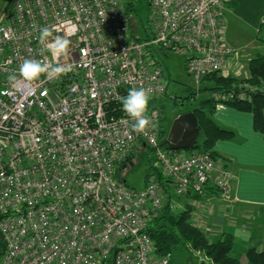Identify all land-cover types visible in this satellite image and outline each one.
<instances>
[{"label":"built area","instance_id":"2783aa9c","mask_svg":"<svg viewBox=\"0 0 264 264\" xmlns=\"http://www.w3.org/2000/svg\"><path fill=\"white\" fill-rule=\"evenodd\" d=\"M228 1L151 0L152 37L134 41L122 0H0V264H170L147 231L151 213L209 187L231 200L233 173L217 159L162 144L153 102L167 86L147 59L154 47L178 54L196 83L214 73L247 78L220 22ZM43 27L70 40L67 70L28 84L19 76L26 59L57 63L38 40ZM140 87L151 96V125L135 133L120 97ZM256 92L264 83L213 98L250 101ZM140 146L153 163L138 190L116 172Z\"/></svg>","mask_w":264,"mask_h":264},{"label":"crops","instance_id":"0c3cea01","mask_svg":"<svg viewBox=\"0 0 264 264\" xmlns=\"http://www.w3.org/2000/svg\"><path fill=\"white\" fill-rule=\"evenodd\" d=\"M264 0H230L221 11L220 22L226 42L240 49L246 63L256 55H264ZM246 36H249L248 38ZM213 119L235 133V140H217L213 150L217 160L233 173L232 199L222 201L208 189L206 197L188 196L184 207L193 209L191 221L206 237L231 234L235 242L244 237L245 250L264 248V138L253 129L252 115L218 104ZM222 157L228 158L227 161ZM220 165V166H221ZM168 196L172 186L164 185ZM238 236V238H237ZM242 254V253H241ZM243 255V254H242ZM241 259V257H239Z\"/></svg>","mask_w":264,"mask_h":264},{"label":"trees","instance_id":"16d2710c","mask_svg":"<svg viewBox=\"0 0 264 264\" xmlns=\"http://www.w3.org/2000/svg\"><path fill=\"white\" fill-rule=\"evenodd\" d=\"M122 1L129 21L131 39L134 41L150 39L152 36L149 25L142 31L137 26L136 21L130 17L137 0ZM150 2L151 0H147L149 13ZM263 27L264 25L261 24L259 29L261 30ZM247 69L249 74L245 79L231 76L224 77L217 73L206 75L200 80L199 88L190 93L189 98H191V101L185 113L192 112L194 114L199 129L198 139L193 151L205 152L210 154L213 159H217V154L213 150L214 143L217 140H235V133L232 130L224 128L213 119L214 110L221 102L214 99L213 95L222 91L227 92L234 85L242 82L256 85L264 83V55L260 54L252 57L247 63ZM222 102L223 105L235 110L250 113L252 115L253 129L264 138V94L256 92L250 101ZM159 136L162 144L166 146L165 131L162 126ZM133 155L122 166H119L116 172V177L120 182H124L120 172L133 164ZM221 158L225 161L228 160L226 157L221 156ZM151 168L152 164L147 174ZM208 189L216 193V190L211 187ZM192 211L191 206L187 205L176 211L172 208L169 200L161 209L151 213L147 231L154 243L156 254L167 256L170 264H190L193 261V253L196 251L203 252L211 260L212 264H241L237 258L231 255L233 236L231 234H223L217 241L210 242L208 237L192 223ZM4 252L5 243L0 237V261ZM245 257L247 264H264V248L257 250L255 247H251L245 253Z\"/></svg>","mask_w":264,"mask_h":264},{"label":"rangeland","instance_id":"374dc122","mask_svg":"<svg viewBox=\"0 0 264 264\" xmlns=\"http://www.w3.org/2000/svg\"><path fill=\"white\" fill-rule=\"evenodd\" d=\"M148 16L149 8L147 7V0H137L134 6V11L130 17L136 21L137 26L142 31L148 26ZM246 37L248 38L249 36ZM232 47L238 51L240 56V49L234 46ZM147 59L149 62H157L163 70L164 82L167 86L166 95L162 98L156 99L153 102V105L161 114V126L165 131V137L167 138L172 122L177 116L185 113L191 101V98H189L190 93L199 88V83H196L193 77L187 73L184 59L178 54L154 47ZM240 62L244 67V71L247 72L246 74L248 77L249 73L246 63L244 65V61L242 62L241 59ZM133 154V164L123 169L120 172V176L127 187L141 190L145 185V176L150 165L153 163V158L150 149L143 146L136 149ZM172 201L177 205L175 207L176 211L184 208V204L180 198L172 197ZM218 237H209V240L210 242H215L218 240ZM241 241H245V238L240 237V240L235 242L233 237L231 255L237 258L241 264H247L245 253L251 247L243 250L241 247L244 248L245 244ZM239 257H241V259ZM190 264H212V262L203 252L196 251L193 253V261Z\"/></svg>","mask_w":264,"mask_h":264},{"label":"clouds","instance_id":"9594fccd","mask_svg":"<svg viewBox=\"0 0 264 264\" xmlns=\"http://www.w3.org/2000/svg\"><path fill=\"white\" fill-rule=\"evenodd\" d=\"M50 37L52 32L48 27L39 30V42L46 46L47 51L57 63L45 65L39 60L26 59L19 68V76L24 82L31 84L38 81L42 75H47L49 79H56L65 74L67 69L60 61L69 53L70 40L63 35H56L49 39ZM10 79L15 80L16 77L13 76ZM150 100L151 96L143 87L132 88L126 96L120 97L121 110L131 122V130L135 133H143L151 125L148 116Z\"/></svg>","mask_w":264,"mask_h":264},{"label":"water","instance_id":"95a60500","mask_svg":"<svg viewBox=\"0 0 264 264\" xmlns=\"http://www.w3.org/2000/svg\"><path fill=\"white\" fill-rule=\"evenodd\" d=\"M198 135L196 117L192 112H186L177 116L172 122L166 145L172 150H193Z\"/></svg>","mask_w":264,"mask_h":264}]
</instances>
